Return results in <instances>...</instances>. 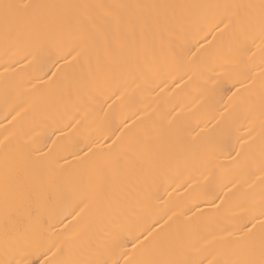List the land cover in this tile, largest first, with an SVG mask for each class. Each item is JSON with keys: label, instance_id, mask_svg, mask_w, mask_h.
Here are the masks:
<instances>
[{"label": "bare ground", "instance_id": "obj_1", "mask_svg": "<svg viewBox=\"0 0 264 264\" xmlns=\"http://www.w3.org/2000/svg\"><path fill=\"white\" fill-rule=\"evenodd\" d=\"M18 2L59 7L8 39L0 24V261L26 236L125 264L140 233L136 258L159 241L165 258L242 259L264 220V50L231 29L202 39L222 9L165 30L157 11L186 10L135 6L259 0Z\"/></svg>", "mask_w": 264, "mask_h": 264}, {"label": "snow or ice", "instance_id": "obj_2", "mask_svg": "<svg viewBox=\"0 0 264 264\" xmlns=\"http://www.w3.org/2000/svg\"><path fill=\"white\" fill-rule=\"evenodd\" d=\"M59 7L56 5H42L32 4L27 2H18V0H0V24L3 25L5 38L8 39L14 32L19 33L21 29L28 28L36 18L35 13L39 9L44 8H55ZM137 8H148L153 10H175L177 8L186 10L184 14L176 16L173 13L172 17H168L165 11L163 16L157 11V14L152 17V20L158 26H162L167 30L169 24L177 25L181 28L184 26H191L198 24L199 19L195 16L194 12L190 10L204 9V8H215L222 9L223 11L215 18V22L211 25L208 31L203 32L201 37L207 40L208 35H212L215 39L217 34L224 35L232 30L233 36H243L244 44L243 50H248V45L255 43L257 40L260 41V47L264 50V0H259V3H248V4H216V5H196V4H185V5H170V4H153V5H136ZM118 19V18H117ZM202 31V29H197ZM214 30V31H213ZM199 43L200 40L195 41ZM70 54V53H69ZM63 59V57H61ZM264 77V72L261 73ZM235 83H239L236 81ZM233 83V87H235ZM260 106L261 110L264 111V79L260 83ZM240 91V90H238ZM251 100V97H249ZM115 147V144L112 145ZM91 151V150H89ZM88 154H85V159ZM240 153H237V158ZM262 168H264V160H262ZM86 195V194H85ZM49 201L53 198L48 197ZM79 203H83V198L76 203L75 207L79 206ZM75 207L71 211H75ZM53 211L55 209L53 208ZM83 211V209H81ZM70 215L71 212L69 211ZM79 215V213H77ZM264 215V213H262ZM66 218V216L64 217ZM59 222H63L61 219ZM41 223L43 219L41 218ZM244 227H247L246 225ZM255 225L252 229H248V234H251ZM261 233L258 241L255 239L243 240V258L239 260L228 261L225 260L223 264H264V220L261 221ZM139 235L133 237L136 241L132 245L133 255L125 258V264H204V260L200 259H174L171 258L172 250L169 246L168 258L161 255L163 242H152L151 246L145 249V252L140 258H136L135 252L138 248H145L150 245L152 241V233L140 240ZM11 245L13 249V255L6 261H0V264H74L69 259H57V256L61 253L60 247H53L52 245L43 246L38 237H16L11 242L7 239L5 241L6 250ZM35 257V259H33ZM208 264H221L218 261H208Z\"/></svg>", "mask_w": 264, "mask_h": 264}]
</instances>
